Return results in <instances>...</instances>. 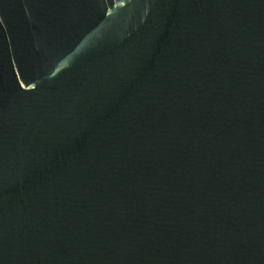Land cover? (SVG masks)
Instances as JSON below:
<instances>
[{
  "label": "water",
  "instance_id": "1",
  "mask_svg": "<svg viewBox=\"0 0 264 264\" xmlns=\"http://www.w3.org/2000/svg\"><path fill=\"white\" fill-rule=\"evenodd\" d=\"M0 264H264V95L1 240Z\"/></svg>",
  "mask_w": 264,
  "mask_h": 264
}]
</instances>
